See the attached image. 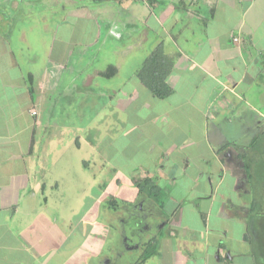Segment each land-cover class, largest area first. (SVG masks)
Returning a JSON list of instances; mask_svg holds the SVG:
<instances>
[{
	"label": "crops",
	"instance_id": "1",
	"mask_svg": "<svg viewBox=\"0 0 264 264\" xmlns=\"http://www.w3.org/2000/svg\"><path fill=\"white\" fill-rule=\"evenodd\" d=\"M41 1L48 6L38 12L44 23L37 33L28 23L31 0H0V264H71V241L52 231L56 219L68 221L69 214L55 212L60 216L54 219L50 213L67 202L51 193L66 179L68 129L86 110L96 117L101 109H107L113 140H145L148 158L134 171L139 175L124 183L133 194L122 200L138 199L134 180L169 188L162 191L167 201L137 205L140 218L132 213L124 229L125 252H133L131 226L145 232L152 222L156 253L142 264H264V0H111L89 14V39L82 37L84 22H77L81 8L65 16V8L78 7L34 2ZM114 42L111 52L120 58L114 65L74 69L79 60L97 58L88 53L98 44L105 54ZM158 45L171 64L166 83L172 93L165 99H156L136 77ZM136 54L139 63L123 69ZM56 108L62 112L55 122ZM50 125L58 126L59 135L46 133ZM36 128L45 130L40 149ZM76 134L78 147L87 139V154L97 155L94 137ZM125 155L111 173L131 165ZM78 163L80 174L95 165L89 158ZM96 171L86 187L99 185ZM115 184L122 186L116 177ZM91 256L82 264H120L117 256L89 263Z\"/></svg>",
	"mask_w": 264,
	"mask_h": 264
},
{
	"label": "rangeland",
	"instance_id": "2",
	"mask_svg": "<svg viewBox=\"0 0 264 264\" xmlns=\"http://www.w3.org/2000/svg\"><path fill=\"white\" fill-rule=\"evenodd\" d=\"M35 0H31V5H35V9H30L31 17L29 20V24H32L38 31L41 30L42 25L44 21L39 17L38 12H42L44 8H47L48 5L44 3L43 1L37 3L34 2ZM63 5H76L78 8H65L66 12L62 11V15L66 16V13H68L69 9H82L78 11L80 15H77L80 19L77 20V22H84L83 25L86 26V30L84 32V38L89 39L91 37V16L89 14L94 13L93 9H98L99 7H103L105 5L112 4L111 0H62ZM83 5V6H82ZM46 9H44L45 11ZM88 12L86 13L85 12ZM97 12V11H96ZM95 12V18L98 20L99 24H101L102 17L99 16L98 12ZM58 14V13H57ZM81 15L84 17L82 18ZM88 16L90 17L88 19ZM93 16V15H92ZM58 17V16H57ZM40 19V20H39ZM58 19V18H57ZM75 22V19L72 20ZM41 24V25H40ZM83 27V26H82ZM81 26L79 29L82 28ZM80 32V31H79ZM108 32V31H107ZM102 34L104 35L103 31ZM35 34V32L33 33ZM81 33H79V36ZM32 38V36H31ZM77 39H79L77 37ZM119 45H121L119 43ZM34 46V45H33ZM102 47L101 44H98L95 49L91 50L88 55H90L92 58L96 57L95 60H89V58H85L84 60H79L78 62L82 64H77L74 69L80 68L81 66H89V68H95L96 70L102 71L106 68V66L113 64L115 60H120L119 57L115 56L114 53L111 51L114 50L113 48L116 47V43L114 42L111 44V50L109 52L101 53L98 52V48ZM34 48L37 50H41L39 45H36ZM145 50V48H144ZM145 52V51H144ZM35 53V50L33 49L32 54ZM146 54V53H145ZM139 54L135 55L133 58L129 59L125 65L122 67L125 70L130 71L133 68V65L135 62L138 61L139 63ZM141 61V59H140ZM41 62L34 65L33 69L37 68L38 66H41ZM70 66V63H68ZM77 71V70H75ZM38 92L36 91L35 94ZM70 97L72 95H69ZM76 98H79L77 95L74 97V101ZM79 102V101H78ZM72 108L66 109V112L69 114L74 113V105H71ZM131 109H134L131 107ZM77 110V109H76ZM106 110H99L98 115L95 117L92 115L90 117L88 111L86 110L84 113H82L81 117L79 118V122H74V118L71 117L72 126L68 129V132L71 133L68 137L66 144L64 145L63 151L66 153V163L68 165V170L65 174L66 179L64 178L62 181V184L59 189L54 190L52 192V199L56 198L57 200H66L67 203L62 205L60 209H54L50 210V213L55 214V212H62L63 214H69V218L67 221V218L63 220V222L59 219H56L60 214L57 213L54 215L55 225H53V232L56 231H62L64 233V240L67 241L69 244V240L71 241V249H70V255L69 258H67V262L71 264H82L84 256L86 254L92 253V256L90 257L89 263H94L95 261H99L101 259H108L111 260L115 256H117L118 263H125L132 260H136V258L142 253V248L140 249V252L136 251L137 247L140 248V246L146 242H148L147 239L150 238V236H153L154 227L153 223L149 218H151V213L149 209L144 210V218H148V222L150 221L151 224L147 223L146 227H149L150 229H146L145 232L143 229V226H138L137 223L136 226H131L130 228V239H131V245L133 252L130 250L125 252V246L123 245L124 239L126 237L124 229H126V226H130L132 224V219L136 215L140 218V214H137V205L138 206H146L148 203H139L140 200L136 201H128L129 203H125L122 200V197H126V195L132 196L133 192L130 191V187L126 184L127 179L131 177L132 175L134 177H137L139 175L138 172H134L135 170H139L144 163H146V159L148 158V155L145 153V140L134 138L132 136V139L130 141L124 140L122 138H118L117 140H113L110 134L107 132L108 124L107 119L105 117ZM45 115H50V110L43 111ZM54 114V120L57 119L58 115L62 112V110L55 109L53 110ZM96 119V120H95ZM53 118L50 119V123L54 122ZM92 122V126L88 127ZM56 122V120H55ZM79 123V124H78ZM71 125V124H70ZM45 127V125H43ZM48 133L49 136L53 135V137L59 135L58 134V126L50 125ZM63 127L61 125V131L63 130ZM83 135L88 134L90 137H94L93 144L96 143V149L95 150V156L90 157L87 152V147L85 146V140L83 139L81 142L82 146L81 148L78 147V140L77 134ZM36 134V140H37V147L40 149L39 143L41 142L43 136L45 135L44 128L42 130H35ZM62 135V134H61ZM41 136V137H40ZM52 137V138H53ZM86 137V135H85ZM41 138V139H40ZM126 142V143H122ZM41 144V143H40ZM127 146V147H126ZM77 147V148H76ZM77 149H80L79 151ZM115 153V154H113ZM129 157L131 165L127 167V170H122V172L119 173H111L110 169L112 166H114L115 163H122L123 162V156L122 154H125ZM139 153L141 155H139ZM143 154V156H142ZM125 155V156H126ZM89 158V160L95 163L92 167H84L85 171L84 173H78L77 168L79 170L80 163L79 160H83ZM56 157L51 158L49 161L55 160ZM140 166V167H139ZM144 167V166H143ZM97 168L98 172H101L100 175L101 181L99 185H94L91 187H86L88 184L87 177H90L92 175L97 174ZM84 175V180L82 176ZM115 177L120 180V183L122 186H119L115 184ZM127 177V178H125ZM96 184V183H95ZM105 184V185H104ZM104 185V186H102ZM162 191L169 192V188L167 186L161 187ZM172 190V189H171ZM167 194V193H166ZM121 196V197H120ZM121 198V200H120ZM51 199V200H52ZM116 200V203H113L112 200ZM161 200L167 201L166 196L160 197ZM170 205L168 202L166 203ZM169 207V206H168ZM167 208V207H166ZM144 208H142L143 210ZM71 210L72 213H68ZM161 213V212H160ZM58 215V216H57ZM162 215V213H161ZM164 217V214H163ZM154 220V219H153ZM128 223V225H127ZM123 231V232H122ZM63 234V233H58ZM133 235V237L131 236ZM74 244H78L79 246L75 249H72ZM128 247V246H127ZM58 248H67L68 246H59ZM91 251L90 253L88 251ZM99 258V259H98ZM113 261V260H112ZM111 262V261H110ZM97 263V262H96Z\"/></svg>",
	"mask_w": 264,
	"mask_h": 264
},
{
	"label": "trees",
	"instance_id": "3",
	"mask_svg": "<svg viewBox=\"0 0 264 264\" xmlns=\"http://www.w3.org/2000/svg\"><path fill=\"white\" fill-rule=\"evenodd\" d=\"M113 69V66H111L107 68V71L110 72ZM170 73L171 64L163 54L162 45H158L144 58L140 68L137 70L136 77L156 99H165L172 93L166 83V79ZM260 137L262 138V136ZM132 183L138 195L137 200H140V202L141 200H146V203L149 205L152 204L151 202L156 203L157 201L161 204L160 197L162 196V191L155 181L144 178L143 180H134ZM112 202L116 203V200H112ZM156 238V236L152 237L148 242L140 246L142 250L144 247V250L134 264H142L152 254L156 253Z\"/></svg>",
	"mask_w": 264,
	"mask_h": 264
},
{
	"label": "built area",
	"instance_id": "4",
	"mask_svg": "<svg viewBox=\"0 0 264 264\" xmlns=\"http://www.w3.org/2000/svg\"><path fill=\"white\" fill-rule=\"evenodd\" d=\"M236 40V39H235Z\"/></svg>",
	"mask_w": 264,
	"mask_h": 264
}]
</instances>
